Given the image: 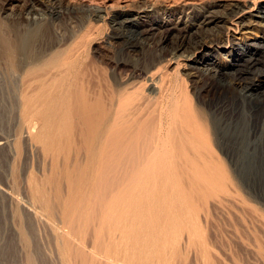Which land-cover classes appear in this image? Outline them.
<instances>
[{
    "label": "rangeland",
    "instance_id": "rangeland-1",
    "mask_svg": "<svg viewBox=\"0 0 264 264\" xmlns=\"http://www.w3.org/2000/svg\"><path fill=\"white\" fill-rule=\"evenodd\" d=\"M172 1L178 4L185 1L194 2V0ZM202 1L213 4L236 0ZM250 1L251 6H253L252 3L257 4V6L264 4V0ZM72 12L77 13L66 15L58 25L47 28L46 32L41 30L45 33L44 37L29 38V47L26 48L22 46L27 37L26 29L16 23H13L14 26L12 23L0 20V142L4 143L0 147V264H124L130 259L133 261L130 260L128 263L134 262L136 259L135 262L138 264L140 262L158 264L160 262L156 259L159 258L164 259V262L167 261L166 264H264V109L253 111L254 108H251L250 105H247L248 108L236 106L239 109L235 118L238 117L240 120L243 117V120H240V122L242 121V132L238 131L241 135L238 133L237 143L248 141L246 137L248 127L243 121H249L250 116L247 117V112L253 109L251 110L253 111L251 126L254 133L250 136L251 147L244 152H239L237 149V151H227L229 154H234V163H231L228 155L218 151L213 144L219 159H222L221 163L223 162L225 170L218 172L219 176L217 172L213 173L220 181L215 182L211 191L208 188L196 189L189 185L186 175L180 177V173L170 175L171 173L162 172L161 168L157 169L158 172L155 170V173H152L154 170L151 172L150 170L153 166L149 170L148 168L151 166H147V168L146 162L145 165L141 166L143 167L141 169L142 171L146 168L149 170L148 173L147 169L143 171L144 175L148 174V177L145 176L147 181L142 175V171L139 174L141 177L139 176L138 179V176L134 177L141 170H138L139 166L137 169L134 167L139 164V156L142 159V156L148 155L150 150L153 151L152 148L157 145L153 142L157 143L155 137L158 138V136L155 135L159 128L158 120L161 116V110L166 109L172 113L177 111V116L183 123L192 120L191 112L195 117H198L202 110L209 114L210 110L207 109L206 104H209L210 109L214 112L224 111L225 107L230 104L232 97V94L227 93L223 86L230 81V76L224 74L232 72L228 66L229 61L232 58L234 60L239 59L237 57L242 54L243 50H248L249 55L254 54L255 57L263 59L264 28L259 23L254 22V19H247L238 25L237 22L220 25L218 30L223 29L226 35L225 50L215 49L213 53L215 55L210 61L214 65L209 67L213 71L208 72L205 71V67L199 64L205 60L206 52L201 53L197 58L196 70L188 69L183 60H172L170 55L171 51L181 42L177 36V31L170 28L172 26L174 28L175 22L180 17L185 22L186 12L182 14L183 12L181 13L180 10L174 9L161 16L163 20L168 22L166 28L170 29L171 35L162 43H159L160 36L149 40V47L145 52L147 53L146 56L136 55L126 49L127 46L124 42L115 40L114 31L110 24V13H107L103 20L97 21L88 12L81 13L79 9H72ZM194 17L195 15L192 13L186 20V24L192 22ZM155 22H158V18H155ZM169 24L171 25L169 26ZM156 26H160V24ZM26 51L29 54H37L40 61H50L41 64L34 74L57 76L60 80L75 82L72 85L79 84V81L84 79L81 82L85 86L83 88L78 86L76 89V86L71 88V85L68 88L53 89L47 93L46 91L39 92L34 87L31 88L28 83L37 75L32 77L22 75V80L18 77L22 72L20 73L18 65H16L17 62L20 63L21 58L25 57L24 55L28 54ZM55 51L60 56L58 57V61L60 60L58 66L54 62ZM150 77H154L157 82L158 88L155 92L149 86ZM82 91L87 92L85 94H89L90 99L93 97L94 99H91L93 102L99 100L98 98L101 96L104 99L108 96L110 98L107 99L111 100V135L104 133V137H102L103 135L100 137V142L109 136L111 138V184L109 180V185L106 186L108 181H106L107 177L105 176L107 175L98 162V159L101 158L99 155L102 153L103 156L105 152L103 147L105 141L101 143L103 144L102 147L98 146L102 152L95 149L99 143L94 141V138H89L93 141L88 140L90 141L88 144L92 147L91 150L89 145L87 146L88 149L85 147L83 140L80 141L82 136L80 131H84L83 119H80L79 115L75 117L74 115L77 111L76 107L79 106V103L76 102L83 93ZM225 98H228L227 101ZM241 110H243V114ZM35 113L40 117L34 115ZM67 117L69 119H66ZM36 118L41 119V126L38 125ZM72 118L76 126L74 141L77 142V147L63 151L61 150L62 147L64 148L62 145L65 144L66 147L68 144L59 140L60 138L55 132L58 129L56 127L64 120L68 121L67 123L72 122ZM186 118L190 119L187 120ZM47 123L49 129L51 128L50 130L46 127ZM36 124L38 125L37 128L41 129L38 130ZM78 124L80 125L78 126ZM44 128L48 130V133ZM42 129L43 133L40 132ZM28 131L31 136L28 135ZM52 132H55L56 135L54 133L53 136ZM48 135L49 137H47ZM157 135H159V129ZM209 137L214 139L211 134ZM57 138L58 140H56ZM152 140L153 144L151 145ZM57 141L64 142V144L60 143L61 145L58 143L60 150L56 148ZM150 146L151 149L148 150ZM93 150L98 154H93ZM139 151L140 154L137 153ZM147 151L149 152L147 153ZM89 153L98 155V158L95 156L93 158ZM134 153L139 154V156L135 154L138 156L136 157L133 155ZM237 154L241 160L236 157ZM89 156L92 157L91 160H89ZM92 159L97 160H93L95 162L93 163ZM130 159H135L138 163H133ZM236 161L238 163H235ZM96 162L98 163L96 164ZM130 162L131 166L136 169H133L135 174L132 173ZM97 165L99 166L96 167ZM93 166L96 168L92 170ZM161 172L167 179L159 178L158 174L162 176ZM149 173H152L153 177H155L154 174L158 177L153 179L151 176L149 178ZM164 173L168 175L165 176ZM67 174H70L71 178L69 176L68 178L72 181L68 180ZM92 176L95 178L92 182L87 180H91ZM130 176L140 183L144 181L142 185L146 189H142L136 180L131 181L130 179L133 178ZM177 176L181 178L180 182ZM157 178L163 182L162 185L161 183L156 185ZM176 178H178V183H176ZM149 179L152 181L156 179L155 182L153 181L155 183L153 185L158 188H155L158 192L154 189L155 195L150 188L153 186H151L153 182L150 180V184H146L148 187L145 185ZM166 180H170L171 184ZM131 183L138 184L137 187H134L137 189H133V186L136 185ZM163 184L165 186L169 184L171 189L169 185L167 189L164 186V191L166 190L168 193L165 191L162 195L163 189L160 187H163ZM172 184H178V186L175 187ZM159 185L160 187H158ZM128 187H131L132 189H130L134 192ZM159 188L162 189L161 192ZM144 189L149 195L147 192H144L147 194L146 196L144 193L142 195L141 190L144 191ZM107 190L111 192V195ZM123 191L124 194L126 193L125 195L122 194ZM127 191H130V194ZM138 191H140V196H144L143 199L137 197ZM132 192H136V194L134 195ZM131 193L133 197L141 199V202L140 199H136L141 203L136 209L134 207L137 206V201L135 197L132 198ZM151 194L153 196H150ZM128 195H131L132 200L127 198ZM108 196L111 197V202L105 200L104 197ZM120 196L122 201H117V198L121 199ZM127 199L132 204L136 202V206L130 202V204L125 203L128 202ZM115 200L117 206L119 205L117 207L119 211L116 209ZM106 202L111 203V206ZM118 202H123L126 206H122L124 204L121 203V205ZM186 202H189V205ZM112 203H114L115 208H112ZM120 205L124 207L123 212H121ZM127 205L133 206L131 209V206L129 207L131 211ZM25 206L35 208L42 215L43 220L40 218L35 220L30 217L25 211ZM103 206L108 207L104 208ZM87 207H91V209L88 210ZM75 208L80 211V214ZM112 209H116L118 212L116 210L114 212ZM103 210H105L104 213H106V217L108 216L109 221L108 219L106 221V217L102 213ZM66 216L68 217L66 218ZM70 216L73 218V222L70 220L72 219ZM78 218L80 219L78 220ZM68 219L71 224L76 222L75 225L73 224L74 228L67 221ZM74 219L77 220L74 221ZM105 222L107 226V222L111 225L108 226L109 232ZM194 229H197L195 230L197 232ZM61 230L64 234L61 233ZM123 231L124 234H122ZM193 231L195 233V235L192 234V236L194 235L193 241L188 244L187 237ZM67 232L68 234H66ZM70 232H73L75 236ZM109 234H111L110 238ZM102 242L104 247L107 243L110 245L114 242L117 243L111 247L107 245L109 249L106 248L107 246L105 247L107 250L111 248L110 252L101 246ZM92 243L96 248L92 246ZM97 244L100 245L97 246ZM159 244L160 246L167 244L165 248L164 245L161 246L167 250L161 249L165 255L161 254ZM113 247H119L122 251L118 249L119 255L127 254V259L129 257L130 259L125 260L126 257L123 256L124 262L120 261L121 258L117 254V249L115 248V253ZM123 252L126 253L122 254ZM160 254L164 257L159 256ZM114 255L116 259H114ZM158 256L159 258H157ZM162 260L160 264H164Z\"/></svg>",
    "mask_w": 264,
    "mask_h": 264
},
{
    "label": "bare ground",
    "instance_id": "bare-ground-1",
    "mask_svg": "<svg viewBox=\"0 0 264 264\" xmlns=\"http://www.w3.org/2000/svg\"><path fill=\"white\" fill-rule=\"evenodd\" d=\"M201 1H198V0H194V2L185 1L183 3L178 4L175 1L173 2L172 0H1V3H0V20H2V21L4 20V21L12 23V24L16 23L20 27L26 29L27 37H26L25 41L22 44L23 48H26V47H29L28 46L29 38H31V37L32 38H38L39 36L44 37V35H45L44 32L47 31L46 30L47 28H50L51 26H54V25H58L64 19V17L66 15H70L72 13L73 14L77 13V12H72V9L73 10L79 9V11L81 13H87L88 12L97 21L103 20L105 18V16L107 15V13H110L111 14L110 24L112 25V28H113V31H114L115 40L117 42L118 41L124 42L126 44V46H127L126 49H129L131 52L135 53L136 55L146 56L147 53H145V52H146V50H148L149 40L155 38L156 36H160L159 43L165 42L171 35L170 29L171 30H176L177 31L176 32L177 36L180 38L181 42H180V44H178V46L175 47V49L173 51H171L170 55L172 57V60H175V61H182L183 60L185 65L188 67V69H195L196 70L195 65L197 64V58H199L201 53L206 52V54L204 55L205 60L202 63H199V64L206 68L205 71L212 72L213 69H210L209 67L214 65V63L212 62L213 64H211L210 61H212V57L215 55V54H213L215 49L218 48V50L219 49H224L225 50L224 42H225L226 35H225L223 29L222 30H218V28H220V25L222 26L223 24H227L229 22H237V25H238V23H242V22H244L247 19L248 20L249 19H254V22L259 23L264 28V4H260L259 6H257V4L252 3L253 6H251V1L250 0H245V1L236 0V1H230V2H218V3H213V4L212 3H206L205 1L204 2L203 1L201 2ZM180 2H182V1H180ZM72 6H74V7L72 8ZM174 9L180 10L181 13L183 12L182 14H184L186 12V14H187L186 20L188 19V17H190V15L192 13H194V15H195L194 20L192 22L186 24V20L184 22L183 19L180 17L177 20V22H175L174 28L172 26V28L167 29L166 27H167L168 22L163 20V18L161 16L163 14L171 12ZM155 18H158V22H155ZM158 24H160V26H156ZM170 25L171 24H169V26ZM35 30H37L36 33H35ZM41 30L44 31V32H42ZM209 46H210V48H209ZM262 47H264V46H262ZM27 49H29V48H27ZM27 52L28 51H26V53ZM58 55L59 54L57 53V51H55L54 62H56V66H58L60 64V62H59L60 60L58 61V57H60V56H58ZM24 56H25V57H23L24 59L21 58L20 63L19 62L16 63V65H18V69L20 70V73L22 72L21 74H19L20 76L18 75V77L20 79H22L21 77H23V76L32 77L34 75H37V77H34L32 79V81H30L28 83L29 86H31V88L34 87L35 89L39 90V92L40 91H43V92L46 91V93H47V91L51 92L53 89L57 90V89H63V88H66V87L68 88V87H70L72 85V83H75V82L71 83L70 81H67V80H60V79L57 78V76H49V75H44V74H34L35 70L41 64L47 63V62H50V61H40V60H38V55L35 54V53L29 54V52H28V54H26ZM237 58H239V59H235L234 60L232 58L229 61L228 66H230V68L232 69V72L231 73H224L225 75H229L230 76V81H228V83L226 82L225 84H223V86H224L225 90L227 91V93H229V94L231 93L232 94V97L230 99V104H228V106L225 107L224 111L222 110L220 113H217L216 111L214 112L212 109H210L211 108L210 105L206 104L207 105V109L210 110V113L208 111L207 112L210 115L205 113L204 110H202V112L199 113L200 115L198 116L199 117L198 118V117L193 116V114L191 112L190 116H191L192 120H189L190 118L187 119L188 118L187 117L186 119L189 120V121H186V122L183 123V122H180V118H179V116H177V113H178L177 111L175 112V110H174V112L176 113L175 114V113H172V111L171 112L167 111L166 109L161 110L162 111L161 112V116H160V118L158 120L159 121V123H158L159 124V126H158L159 127L158 128L159 129V135H157L158 134V129H157V131H156L157 133H156L155 136H158V138L155 137L156 140L153 138L155 141H157V143L153 142V140L151 141V145L153 143L157 144V145L156 146L153 145L154 148H152V149H154V150L153 151L150 150V152L147 151V153L149 152L148 155L147 154H146V156L144 155L145 157L142 156L143 157L142 159H141V156H139V154L141 153L140 151L137 152L139 154H137V153L133 154V155L137 154L139 156L140 160H141V162L139 160L138 161L139 164H137L135 166L132 164L136 169H137L138 166L140 167V168L138 167V170L143 168L141 166L146 162L145 164H148V165H146V167L147 166L148 167L151 166L150 168L147 167L149 170L153 166L152 170H150V172L154 170V172H152V173H155V170H157V169L159 170L160 168L162 169L161 170L162 172L164 171V172H168L169 174L171 173L170 175H172V173H174L175 175L180 173V177H183L184 175H186V177H187L186 179H188L189 185L195 187L196 189L197 188L200 189L201 187L205 188V189L208 188V190L210 189V191H211V188L214 186L215 182L220 181L214 175L215 172H217V173L218 172H223V169L225 168V166L223 165V162L221 163L222 159H219L220 158L219 155H217V152H215V149L213 148V144L217 147L218 151H220L221 153L225 152V155H228V158L230 159L231 163H234V154L231 153L232 154L231 155L227 151L230 152V150H234V151L238 150L239 152L240 151L244 152V151L250 149L251 143H252L251 140H250V136L254 133V131L252 130V126H251L253 111H255V109H259L261 111H262V109H264V57H263V59H260V58L255 57L254 54H250L249 55L248 50H243L242 54H240ZM170 62H172V61H170ZM235 62H237V63H235ZM22 64H23V66H22ZM219 73H220V71H219ZM27 77H24V78H27ZM150 78L151 79L149 81H151V82H150L149 86H150L151 90L155 92V91H157V88H158L157 82H156L154 77H150ZM81 81H79L80 82L79 84L72 85L71 88L73 86L74 87L76 86L75 87L76 89H77L78 86H79V88L80 87L83 88L85 86L84 83L82 84L84 79H83L82 82ZM86 81H88V80H86ZM82 92L83 93L80 96L78 95L79 98L77 97L78 100H77L76 103L77 104L79 103V106L76 107L77 111H75L76 114L74 115V117L76 115L77 116L79 115L80 119L81 118L83 119L82 125L84 127V131H82V132L80 131V133H82L80 141L83 140V142H84L83 144H85V147L87 148V146L89 145L88 142L90 143V141H93V140H90L91 139L90 137H92V139L94 138L95 139L94 141H96V142L98 141L97 143L100 144V145L99 144L98 145L95 144L97 146V148H95V149H97L98 151L101 150V148L98 149V146L100 147L101 145H103L101 143H103L105 141L104 142V146H103L105 152L103 151L104 152L103 156H102V153H101V155H99V156H101V158L99 157L100 159H98V162H99V165L102 168V170L104 169V171L106 172V174L104 172V174L107 175V176L104 175L105 177H107L106 181H108L105 184V186H106L109 183V180L111 178L110 177V173H111V138H110V136L107 137L106 140H104L102 138L103 142H100V140H101L100 137H101V135H103L102 137H104V133L108 134V135H111V127H110L111 126V124H110L111 123V100L107 99V98H110L108 96L105 99L101 96L100 97L101 99L98 98L99 100H97V101L94 100V102H93V101H91V99L93 97L90 99L89 94H85L87 92H85V93H84V91H82ZM31 99H30V101H31ZM227 99L225 101H227ZM247 105H250L251 108H254V110L250 109L247 112L248 115L246 114L247 117L250 116L249 121L248 120L247 121L246 120L243 121V123L245 122V126L248 127L247 128L248 134L246 133L247 134L246 137L248 138L247 139L248 141L247 142H243L242 141L240 143H237L236 142L237 141V137L239 136L238 133L242 132V128H241V122L242 121L240 122V120L241 119L243 120V117H241L240 120L238 119V117L235 118V115L238 114V109H239L236 106H241L243 108H248ZM181 107H182V105H181ZM230 107H231V110H230ZM204 108H205V106H204ZM188 109H189V107H188ZM251 110H253V111H251ZM242 111L243 110H241V112ZM37 113H38V111H37ZM37 113H35L34 115H37ZM32 114L33 113L31 112V115ZM43 114H44V112H43ZM242 114H243V112H242ZM242 114H241V116H242ZM179 115H181V114H179ZM197 115H198V113H197ZM38 117H40V115ZM73 118H72V122L73 123L72 122L67 123L68 121L66 122V120H64L63 122L61 121L60 124H58L59 126L57 125V127H56L58 129L55 132H57V137L59 136L58 138H60L59 140L65 141V143L68 144L65 147L64 142H58L57 141V147L56 148H58V150H60L59 147H60L61 144H64V145H62V146H64V148L61 146L62 147L61 150H63V151L68 149V148L72 149V147H75L77 145V142L74 141L75 140L74 139V137H75L74 136V131H75L76 126L74 124ZM195 118H197V119L195 120ZM36 119L38 120V125L41 126L42 125L41 124L42 123L41 119H39V118H36ZM66 119H69V118L67 117ZM46 122H48V121H46ZM48 123H47V126H46L47 129H49ZM243 123H242V125H243ZM44 124L45 123H43V126H45ZM38 125L36 124V128H37ZM79 125L80 124H78V126ZM207 127L210 129V132H208L209 129L207 130ZM39 129H41V128H39ZM45 129L46 128H44V130ZM47 129H46V131L48 133ZM103 129H104V131H103ZM54 130H56V129H54ZM29 131H28V135L31 136V133ZM40 132L43 133V129ZM55 132H52V135ZM255 132H256V130H255ZM209 133L211 134V136L214 139L209 137L210 136ZM50 134H51V131H50ZM40 135H42V134H40ZM45 135H47V134L45 133ZM55 135H56V133H55ZM43 137H44V134H43ZM47 137H49V135ZM58 138L56 140H58ZM71 138H72V140H71ZM211 139L214 141V143H213V141ZM56 140H55V142H56ZM88 140H90V141H88ZM41 142H42V139H41ZM96 142H94V143H96ZM215 142H216V144H215ZM45 143H47V142H45ZM58 143L59 144L61 143V144L59 145ZM91 144H92V142H91ZM3 145H4V143L0 142V147H2ZM82 146H84V145H82ZM89 146L91 147V145H89ZM89 149L91 150L92 147L89 148ZM149 149H151V146L148 148V150ZM67 151H69V150H67ZM67 151H65V152H67ZM99 152H102V150L99 151ZM145 152H142V153H145ZM95 153L98 154V152L93 150V154H95ZM89 154L92 155V153H89ZM137 155H135V156L138 157ZM230 155H231V157H230ZM92 156H93V158H94V156L96 158H98V155L97 156L96 155H92ZM236 157H238V154H237ZM88 158H90V156ZM91 158L89 160H91ZM93 160L94 159H92V161ZM96 160H94V161H96ZM94 161H93V163H95ZM131 161L133 163L137 162V161H135V159L131 160ZM98 162H96V164ZM235 163H238V161H236ZM149 164H152V165H149ZM91 165H94V164H91ZM99 165H97L96 167H98ZM130 166H131V162H130ZM96 167L92 168V170L95 169ZM90 168H91V166H90ZM135 168L132 167V173L134 172L133 174H135V171H133V169L136 170ZM146 169H143V171H145ZM148 169L146 170L147 173L149 171ZM83 170H84V168H83ZM87 170H88V168H87ZM158 170L156 172H158ZM141 171H142V169L140 171H138V174L136 173V175H134V177L138 176L137 179L139 178V176L141 177V175H139L141 173ZM143 171H142V175L145 178V176H147L148 174L144 175ZM94 172H96V171H94ZM152 173H149L150 174L149 178H151V176H152L151 174ZM159 173H160V171H159ZM166 174H165V176H166ZM69 175L70 174H67V178H68ZM79 175H80V173H79ZM81 176H79V177H81ZM154 176L155 177L152 176L153 179L158 177V176H160L159 178L164 177L163 173H162V176L159 175V174H158V176H156V174H154ZM218 176H219V173H218ZM130 177L133 178V179L129 178L131 181H133V182L135 180L137 181V179L134 180V177H132V176H130ZM69 178H71V177L69 176ZM69 178H68V180H69ZM86 178H87V176H86ZM97 178H98V176H97ZM164 178L167 179V177H164ZM178 178H176L177 179L176 183H178ZM93 179H95V178H93V176H92L91 180L90 179H87V180L92 182ZM145 179L147 181V178H145ZM150 180L151 179H149L148 183L145 182V185L146 184H150ZM155 180H153V181L155 182ZM158 180L155 182L156 185H158L157 183H159V184L161 183V185H162L163 182H160V179H158ZM180 180H181V178H179V182H180ZM223 180H225V179H223ZM80 181H82V180H80ZM140 181H142V180H140ZM164 181H165V179H164ZM85 182L86 181H84V183ZM142 182L144 183V181H142ZM154 182L151 184V186L153 184L155 185ZM167 182H170V180L167 181ZM172 182H173V180H172ZM136 183H140V182L137 181ZM143 183H140V186H142V189L145 188V186L142 185ZM110 184H111V180H110ZM131 184H133V183H131ZM131 184H130V186H131ZM170 184H171V182H170ZM135 185L136 186H133V189H137V188H134V187H137L138 184H135ZM168 185L165 186V184H163V187H160V185L158 187L163 189L164 186H165V189H167ZM172 185H174V184H172ZM176 185L178 186V184H176ZM176 185H174V186L176 187ZM88 186H89V184H88ZM140 186H138V187H140ZM153 186L150 187L152 189V190L151 189L150 190L153 191V194L155 195L154 189L155 188L158 189V188H157V186L156 187L154 186V188H153ZM109 187H107V188H109ZM146 187H148V186L146 185ZM130 188L131 187H128V189H130ZM160 188H159V190H160ZM110 189H111V187H110ZM145 189H144V191L141 190L142 191V195H143L144 192H147ZM162 189L160 190V192L162 191ZM170 189H171V186H170ZM189 189H191V188H189ZM131 191H133V190H131ZM165 191L163 189L162 195H163V193ZM127 192H129L128 194H130V191H127ZM136 192H137V190H136ZM136 192L133 193V194L135 195ZM160 192H159V195H160ZM166 192L168 193V191H166ZM72 193H74V192H72ZM108 193L111 195L110 191H108ZM132 193H131V195H132ZM139 193H140V191H138V193L136 194L137 197H141V198L143 197L144 198V196H142V195L140 196ZM149 193H150V191H149ZM75 194H76V192H75ZM120 194H121V192H120ZM122 194L125 195L126 193L124 194V191H123ZM138 194H139V196H138ZM147 194H148V192H147ZM147 194H145V196ZM153 194H151L150 196H153ZM106 195H108V194H106ZM131 195H128L127 198L130 199ZM71 196H73V195H71ZM94 196H96V195H94ZM109 196L108 197H104V198H106L105 199L106 201L110 200V202H111V197L109 198ZM134 197L132 195V198H134ZM120 198H121V196H120ZM132 198L130 200H132ZM188 198H189V196H188ZM136 199H140V198H136L135 197V200ZM171 199H173V198H171ZM118 200L122 201V198L121 199L117 198V201ZM146 200H148V199H146ZM139 201L141 202V199ZM139 201H137V203L135 202L137 206L135 205V203H133L134 204L133 205L132 202H130L129 200H128V202H125V203H128V204L131 203L133 206H136V207H134V209H136L138 207V204H141V203H139ZM186 201H188V200L186 199ZM115 202H116V200H115ZM123 202H121V203H123ZM133 202H134V199H133ZM106 203L109 204L108 202H106ZM118 203H120V202H118ZM125 203H123L124 205H122V204L121 205L122 206H126ZM142 203H143V200H142ZM186 203L188 204L189 202H186ZM112 204H113L112 208H115L114 207V203H112ZM115 204H116V209H117V207L119 205L117 206V202ZM121 205H120V207L122 208V210L121 209L120 210H121V212H123V208L124 207H122ZM132 205H127L128 206L127 208L129 209L130 206H131L130 209L133 208ZM89 209H91V207L88 208V210ZM112 210H114V209H112ZM115 210H114V212H116L118 209L116 211ZM129 210H127V211H129ZM25 211L27 212V214L30 217H32L35 220H38L39 218L42 219L41 218L42 215H40V213L37 212V210H35V208L33 209L31 207L25 206ZM93 211H94V209H93ZM104 211L105 210H103V212L102 211L101 212L104 213ZM110 211H111V209H110ZM127 211H126V213H127ZM77 212L79 213L80 211L77 210ZM124 212H125V210H124ZM78 213H76V215L80 214V213L79 214ZM109 213H111V212H109ZM131 213H133V212H131ZM72 214H74V213H72ZM72 214H71V216L74 218V216ZM82 215H83V213H82ZM104 215L106 217V213H104ZM104 215H102L103 218H105ZM68 216H66V218ZM83 217H84V215H83ZM73 218L72 219L69 218V219L73 222ZM69 219L67 220L68 222H70ZM79 219L80 218H78V220ZM107 219H108V216L106 217V221H107ZM76 220L74 219V221H76ZM108 221H109V219H108ZM70 224H71V222H70ZM73 224L75 225L76 222L71 224L72 227L74 226ZM102 224L104 225V222ZM107 224H108V226L110 225L109 222H107ZM67 225H68V223H67ZM67 225H66V227H67ZM71 225H70V228H72ZM105 225H106V222H105ZM108 226L106 225V227H108ZM68 228H69V226H68ZM64 229H65V227H64ZM107 229H109V227ZM184 230H186V229H184ZM195 230H197V229H194V231ZM109 231H110V229L108 230V232ZM194 231L189 233V236L187 237V243L188 244H190L193 241V236L195 235ZM195 232H197V231H195ZM61 233H62V230H61ZM62 234H64V233H62ZM66 234H68V232ZM122 234H124V231H123ZM192 234H194V235L192 236ZM110 235L111 234L108 235L109 238H110ZM63 236H62V239H63ZM70 236L72 237V235H70ZM73 236H75V234ZM75 238H77V237H75ZM70 241H72V240H70ZM95 242L97 243V241H95ZM96 243H95V245H96ZM116 243L114 242V244H116ZM93 244L94 243H92V246H93ZM114 244L110 245L109 243H107L108 246L110 245L109 247L114 246ZM164 244H161V246H163ZM98 245H100V244H97V246ZM101 246H103V242H102ZM108 246L106 247L107 249H109ZM159 246H160V244H159ZM161 246H160L159 249H160L161 254H163L164 252L162 253V251H161V249L163 247H161ZM165 246H167V244L164 245V248H165ZM93 247L96 248L95 246H93ZM103 247H100V248H103ZM86 248H84V249H86ZM115 248L117 249V252H118L119 247L118 248L115 247ZM115 248H114V252H115ZM90 249L92 250V248H90ZM107 249H106V251H110L111 250V248H110V250H107ZM164 250H166V249H164ZM166 251H165V253H166ZM119 252L117 253L118 255L120 254ZM109 253H107V254H109ZM125 253L123 252L122 254H125ZM117 254H115V255L117 256ZM161 254L159 256H162ZM115 255H114V257H115L114 259H116ZM126 255H123V256L126 257ZM163 255H165V254H163ZM83 256H84V250H83ZM111 256L112 255L110 254V257ZM119 256L121 258L120 261L124 262V260H122L123 256L122 255H119ZM159 256L157 258H159ZM108 257H109V255H108ZM163 257L164 256H162V258ZM117 259L119 261V257ZM123 259H125V258H123ZM128 259H130V257ZM128 259L126 257L125 260H128ZM159 259H161V258H159ZM159 259L158 260L156 259V261H159L161 263L162 259L161 260H159ZM130 260H128V262ZM135 260H134V262H130V263H128L126 261V263H124V264H127V263L128 264H138L137 262H135ZM42 261L44 262V260H42ZM131 261H133V260H131ZM156 261H155V263H156ZM165 262H167V261H165ZM165 262H164V264H166ZM146 263L148 264V262H145V264ZM160 263H158V264H160ZM141 264H144V263H141Z\"/></svg>",
    "mask_w": 264,
    "mask_h": 264
}]
</instances>
